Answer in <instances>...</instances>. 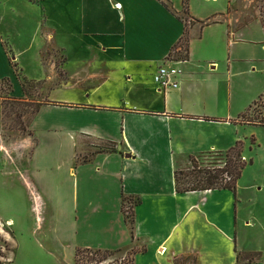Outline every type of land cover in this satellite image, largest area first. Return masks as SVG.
Listing matches in <instances>:
<instances>
[{
	"label": "crops",
	"instance_id": "obj_1",
	"mask_svg": "<svg viewBox=\"0 0 264 264\" xmlns=\"http://www.w3.org/2000/svg\"><path fill=\"white\" fill-rule=\"evenodd\" d=\"M14 1L22 4L17 10L13 8ZM244 1L190 0L189 57L183 65V88L165 92L154 84L153 76L184 37L187 22L182 18L183 0H0V82L10 79L12 72L14 77L10 80L16 93L20 91L27 96L16 75L13 61L17 58L10 59L1 27L9 11H15L14 17L19 12L26 16L25 10L35 12L38 28L47 29L36 49L39 60L52 52L69 60H83V87L77 100L83 110L76 111L81 116L79 125L62 131L75 140V135H79L77 130L83 129V134L100 140L99 147L108 142L118 145L117 152L106 151L96 157L116 154L122 167L119 174H114L122 183H117L113 201L120 205L123 230L120 234L103 233L102 239L89 238L83 249L111 251L137 246L144 254H154L153 264H175V259L182 256L195 257V264H205L221 248L234 247L235 264L236 251L260 253L262 259L253 264H264V229L256 230L261 224L255 213L250 214V219L243 218L247 201L237 194L234 201L230 190L178 193L175 180L177 170L190 168L191 157L225 153L242 142L241 127L251 125L241 122L240 116L264 94L262 86L251 95L243 111L234 112L231 98L226 112L219 102L223 84L230 81L235 66L245 62L243 48L239 47L254 46L264 39L262 20L254 18L246 22ZM261 43L264 47V40ZM203 44L209 46L208 53L202 52L199 45ZM201 71L205 75L204 85L200 81L194 84L199 79L193 77H199ZM46 108L70 110L41 106L37 114ZM36 117L31 127L38 140ZM153 142H158L160 147H155ZM41 149L39 141V147L33 150L32 159L26 164L32 166ZM1 160L6 162L0 155ZM66 164L71 167L72 160ZM24 165L20 176L25 175L36 186ZM168 165L171 169L168 182L156 179L162 167ZM139 166L149 169L151 178L136 190L130 182L124 183L128 177L124 173L127 169L138 170ZM4 171L6 174L7 169ZM69 173L74 176L72 167ZM23 181L26 186L27 182ZM26 195L38 200L31 188ZM125 197L139 201L134 210L135 240L123 213ZM139 210H143L142 214ZM0 223H3L1 214ZM247 228L259 234L252 236L260 245L258 248H243L242 236L249 233ZM2 230L0 225V234ZM74 257L75 251L71 258H64V263L71 264Z\"/></svg>",
	"mask_w": 264,
	"mask_h": 264
},
{
	"label": "rangeland",
	"instance_id": "obj_2",
	"mask_svg": "<svg viewBox=\"0 0 264 264\" xmlns=\"http://www.w3.org/2000/svg\"><path fill=\"white\" fill-rule=\"evenodd\" d=\"M12 5L15 10L22 6L20 1L12 2ZM243 5L246 22L257 18L264 24V0H245ZM23 13L26 16H21L19 12L14 17L15 11H9V16L2 19L1 27L6 42L4 46L10 59L13 56L17 58L13 63L19 65V74L27 77L30 85L27 96L20 94V91L16 93L10 80L14 76L9 71L11 78L0 82V155L6 161H0V214L3 222L0 223L3 228L0 234V264H65L64 258H71L74 251L75 257L71 264H133V252L140 250L137 246L111 250L107 257L97 253L98 250L82 248L84 242L90 241L89 238L102 239L105 233L120 234L123 230L120 205L113 201L117 194V183H122L121 178H116L117 175L114 174H119L122 167L115 158L116 154L109 153L107 158L96 157L106 151L117 152L118 145L108 142L99 147L97 143H101L100 140L90 134H83V129L77 130L79 135L74 136L75 140L66 137L62 130L79 125L81 116L76 111L83 110V105L77 103L81 86L83 87V60H69L62 54H54L55 52L46 54L39 60L36 49L47 29L38 28L33 17L35 12L25 10ZM182 18L190 25L186 10ZM263 40L260 39L254 46L247 44L239 47L243 48L242 57L245 62L235 66L230 81L227 80L222 86L224 92L219 102L224 106L225 112L230 98L234 112L239 109L243 111L248 106L251 95L259 91L260 87L264 88ZM199 46L202 47V52L208 53V45ZM187 50V40L183 39L168 59L172 62L188 60ZM183 65L184 63L181 64L182 73ZM183 76L184 73L180 90L183 88ZM193 78L199 79L194 84L200 81L204 85L203 71L199 77ZM42 80L46 82L45 85ZM18 86L20 90L21 85ZM41 106L70 110L63 112L56 108H46L37 114ZM247 116L250 120L264 119V94L247 110ZM35 117V131L41 141L42 151L35 155L31 166L26 163L31 161L33 150L39 147V141L31 127ZM239 137L243 142L241 162L247 166L239 180L237 195L234 192L230 195L234 201L238 196L247 201L243 218L250 219V214L255 213L261 224L256 230L263 231L264 127L242 126ZM153 145L160 147L158 142H153ZM195 159L197 169L184 171L192 177L181 176L182 187H190L196 183V173H215L214 170L223 168L226 162L225 153H207L198 155ZM69 160H72L74 176L70 175L71 167L66 164ZM23 165L30 170L36 186H32L25 175L24 178L20 176ZM124 174L128 175L124 183L130 182L135 189L146 185L151 178L149 169L142 166L138 170L127 169ZM170 178L169 165L162 167L156 176V179L165 183ZM23 180L27 182L26 186ZM186 181L190 183L187 184ZM30 188L34 190L38 200L26 195ZM125 198L123 208L129 213L139 206L138 198ZM142 211L139 210V213L142 214ZM152 226L157 228L154 223ZM246 230L249 233L244 232L242 236L243 248H258L260 245L252 240V236L259 234L249 228ZM262 246L264 248V244ZM78 251L81 253L77 257ZM139 254L142 255L138 256ZM243 254L239 264H249L252 253ZM138 255L135 264L155 262L152 253L144 254L140 251ZM233 255L234 247H223L210 261L207 258L205 264H235ZM180 258H183L180 264H195V257Z\"/></svg>",
	"mask_w": 264,
	"mask_h": 264
},
{
	"label": "trees",
	"instance_id": "obj_3",
	"mask_svg": "<svg viewBox=\"0 0 264 264\" xmlns=\"http://www.w3.org/2000/svg\"><path fill=\"white\" fill-rule=\"evenodd\" d=\"M184 5H185V10L186 13H188L189 9V0H183ZM166 7L169 9V11L173 12V9L167 4H165ZM174 13V12H173ZM186 30L184 33L183 39L187 40V46H188V56L189 57V25L186 23ZM182 39V40H183ZM187 61V60H185ZM16 75L23 87V90L26 95H28V88L30 85V80L27 77H24L19 74L18 71V66L17 64H14ZM6 80V79H4ZM251 108V107H250ZM38 112V111H37ZM247 112L242 114L240 116L241 122L245 123L246 125H251V126H262L264 127V119L258 118L257 120H250L247 118ZM115 151V150H114ZM219 153V152H218ZM220 154V153H219ZM226 156V162L225 166L220 169H215V173L213 172H198L196 173L195 180L196 183H193L192 186L190 187H182L181 186V176H187V177H192L190 174H186L184 171H191L194 169V171L197 169L196 166V159L195 157H191V166L190 170L189 169H181L177 170L175 172V180H176V186H177V192L178 193H188V192H200V191H212V190H230L236 194L237 191V186L238 182L241 179L243 175V171L246 168V164L241 162L242 158V142H239L236 147L230 149L229 151L225 152ZM197 157V156H196ZM253 161L251 162V164ZM229 178V179H228ZM186 183H190L189 181H186ZM125 198L123 202L126 200ZM123 213L125 215L126 223L130 229L132 239L135 240V222H134V209H131L130 213L129 211L124 210L123 208ZM89 251V250H86ZM134 251V250H133ZM140 251H135L133 252V256L139 253ZM81 252H77V257L80 255ZM99 254H104L106 257L111 254L110 251H97ZM237 257H236V263L239 264L241 259L244 257V254L242 252H238ZM250 259H249V264L258 262L262 259V255L260 253H252L250 254ZM255 257V258H254ZM181 260L183 258H176L175 259V264H180ZM134 258H133V264H134ZM195 263H197V260L194 259Z\"/></svg>",
	"mask_w": 264,
	"mask_h": 264
},
{
	"label": "built area",
	"instance_id": "obj_4",
	"mask_svg": "<svg viewBox=\"0 0 264 264\" xmlns=\"http://www.w3.org/2000/svg\"><path fill=\"white\" fill-rule=\"evenodd\" d=\"M185 62V60L172 62L168 59L153 76L154 83L165 90V92L179 90L183 74L181 64Z\"/></svg>",
	"mask_w": 264,
	"mask_h": 264
}]
</instances>
